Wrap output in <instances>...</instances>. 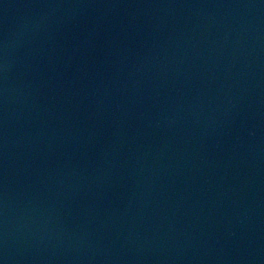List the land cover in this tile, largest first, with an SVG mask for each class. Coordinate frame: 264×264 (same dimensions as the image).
<instances>
[{
    "label": "water",
    "instance_id": "95a60500",
    "mask_svg": "<svg viewBox=\"0 0 264 264\" xmlns=\"http://www.w3.org/2000/svg\"><path fill=\"white\" fill-rule=\"evenodd\" d=\"M0 264H264V0H0Z\"/></svg>",
    "mask_w": 264,
    "mask_h": 264
}]
</instances>
